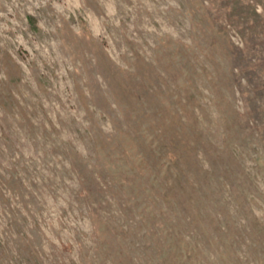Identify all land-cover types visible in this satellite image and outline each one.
Here are the masks:
<instances>
[{
  "label": "rangeland",
  "instance_id": "obj_1",
  "mask_svg": "<svg viewBox=\"0 0 264 264\" xmlns=\"http://www.w3.org/2000/svg\"><path fill=\"white\" fill-rule=\"evenodd\" d=\"M0 264H264V0H0Z\"/></svg>",
  "mask_w": 264,
  "mask_h": 264
}]
</instances>
